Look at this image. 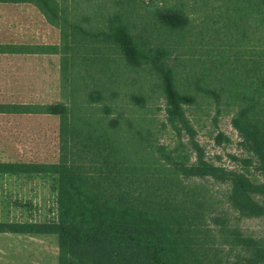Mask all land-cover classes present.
Masks as SVG:
<instances>
[{"label":"trees","instance_id":"1","mask_svg":"<svg viewBox=\"0 0 264 264\" xmlns=\"http://www.w3.org/2000/svg\"><path fill=\"white\" fill-rule=\"evenodd\" d=\"M0 3L35 6L61 35L59 45L0 44V54H60L72 85L70 103L0 105L60 117L58 161L0 160L1 180H48L53 196L38 203L3 182L0 234L53 237L57 264H264V236L240 224L264 218V0ZM198 63V77L181 70ZM139 70L159 83L174 145L144 134L133 116L147 98L124 78ZM201 98L234 112L235 167L209 161L196 139L188 111ZM203 179L226 187L235 216L188 183Z\"/></svg>","mask_w":264,"mask_h":264},{"label":"rangeland","instance_id":"2","mask_svg":"<svg viewBox=\"0 0 264 264\" xmlns=\"http://www.w3.org/2000/svg\"><path fill=\"white\" fill-rule=\"evenodd\" d=\"M7 34V36L5 35ZM59 45L60 31L48 24L41 13L32 8L15 12L8 20L0 16V44ZM189 53V52H186ZM188 58L191 55L187 54ZM196 56L200 57L199 51ZM77 55L75 65H83ZM60 54H0V105H44L72 102V85L65 82ZM69 65H73L69 62ZM117 67L120 64H110ZM182 67V65H181ZM204 65H184L186 73L198 77ZM130 89L142 93L147 105L136 111L137 124L161 144L174 145L177 136L165 124V99L156 77L147 70L125 74ZM76 82H80L77 81ZM80 102H85L79 94ZM94 110V109H93ZM96 114H100L94 110ZM130 113V112H129ZM233 110L220 109L211 99H200L189 108L188 114L196 130V139L206 152L207 159L216 165L235 167L232 155H241V138L232 125ZM155 142V141H154ZM60 156V117L43 113H0V160L56 162ZM11 192L32 198L38 203H51L52 184L40 178L0 179ZM204 188L211 209L235 216L226 203V187L212 179L188 181ZM209 207V208H210ZM242 228L255 236H264V218L240 221ZM58 245L51 236L0 234V264H57Z\"/></svg>","mask_w":264,"mask_h":264},{"label":"crops","instance_id":"3","mask_svg":"<svg viewBox=\"0 0 264 264\" xmlns=\"http://www.w3.org/2000/svg\"><path fill=\"white\" fill-rule=\"evenodd\" d=\"M28 8H32V10H34V12H37V14L40 13L38 11V9L33 5L0 3V16H4L6 18V20H8L9 17H11V19H12L15 12H23V10L28 11ZM5 35L7 36L6 33H5ZM7 44H9V43H7ZM12 55H14V54H12Z\"/></svg>","mask_w":264,"mask_h":264}]
</instances>
